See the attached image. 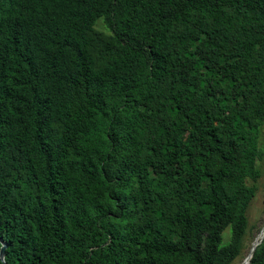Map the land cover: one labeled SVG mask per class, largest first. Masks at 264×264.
Here are the masks:
<instances>
[{"label":"trees","instance_id":"obj_1","mask_svg":"<svg viewBox=\"0 0 264 264\" xmlns=\"http://www.w3.org/2000/svg\"><path fill=\"white\" fill-rule=\"evenodd\" d=\"M263 126L264 0H0L6 264H231Z\"/></svg>","mask_w":264,"mask_h":264},{"label":"rangeland","instance_id":"obj_2","mask_svg":"<svg viewBox=\"0 0 264 264\" xmlns=\"http://www.w3.org/2000/svg\"><path fill=\"white\" fill-rule=\"evenodd\" d=\"M260 145L264 151V126L261 130ZM257 166L260 169V177L250 183H254L256 187L255 195L250 202V205L247 209V227L242 238V247L238 256L231 262V264H242L247 254L250 250L251 244L254 238L259 233L260 229L264 225V153L260 160L257 162ZM229 228H226L223 231V243L228 242L229 238Z\"/></svg>","mask_w":264,"mask_h":264},{"label":"water","instance_id":"obj_3","mask_svg":"<svg viewBox=\"0 0 264 264\" xmlns=\"http://www.w3.org/2000/svg\"><path fill=\"white\" fill-rule=\"evenodd\" d=\"M263 236H264V225L260 229L257 236L254 238V240L251 244L250 250H249L247 257H246L247 261H246V263H243V264H249V261H250V258L252 256L253 252H254V249L261 242ZM6 248H7V242L2 237H0V261L4 264H6V262H5V250H6Z\"/></svg>","mask_w":264,"mask_h":264},{"label":"bare ground","instance_id":"obj_4","mask_svg":"<svg viewBox=\"0 0 264 264\" xmlns=\"http://www.w3.org/2000/svg\"><path fill=\"white\" fill-rule=\"evenodd\" d=\"M246 261H247V260H246V258H245V260L243 261V263H246ZM243 263H242V264H243Z\"/></svg>","mask_w":264,"mask_h":264}]
</instances>
